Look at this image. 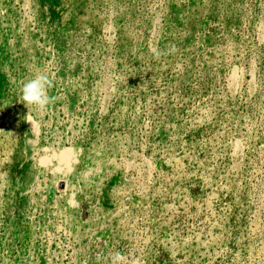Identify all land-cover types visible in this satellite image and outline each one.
<instances>
[{"label":"rangeland","instance_id":"374dc122","mask_svg":"<svg viewBox=\"0 0 264 264\" xmlns=\"http://www.w3.org/2000/svg\"><path fill=\"white\" fill-rule=\"evenodd\" d=\"M0 264H264V0H0Z\"/></svg>","mask_w":264,"mask_h":264}]
</instances>
